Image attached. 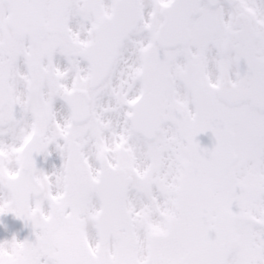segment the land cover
Instances as JSON below:
<instances>
[{
    "label": "snow or ice",
    "instance_id": "6c2138e0",
    "mask_svg": "<svg viewBox=\"0 0 264 264\" xmlns=\"http://www.w3.org/2000/svg\"><path fill=\"white\" fill-rule=\"evenodd\" d=\"M8 213L0 264H264V0H0Z\"/></svg>",
    "mask_w": 264,
    "mask_h": 264
},
{
    "label": "rangeland",
    "instance_id": "374dc122",
    "mask_svg": "<svg viewBox=\"0 0 264 264\" xmlns=\"http://www.w3.org/2000/svg\"><path fill=\"white\" fill-rule=\"evenodd\" d=\"M60 143H62V141H60ZM49 152L51 155L47 157L41 155L38 168H42L47 173H52L61 167L63 161L55 144L49 146ZM11 215V213H8L0 216V242L11 240L13 236H15L18 241H21L19 237L20 233L17 231L15 223H12ZM30 240H34V238Z\"/></svg>",
    "mask_w": 264,
    "mask_h": 264
},
{
    "label": "water",
    "instance_id": "95a60500",
    "mask_svg": "<svg viewBox=\"0 0 264 264\" xmlns=\"http://www.w3.org/2000/svg\"><path fill=\"white\" fill-rule=\"evenodd\" d=\"M200 145L202 146V147H206V145H207V143H203V142H200Z\"/></svg>",
    "mask_w": 264,
    "mask_h": 264
}]
</instances>
